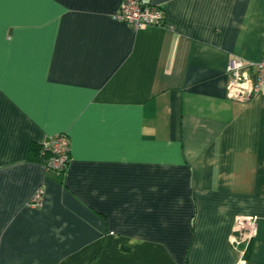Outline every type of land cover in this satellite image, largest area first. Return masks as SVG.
Listing matches in <instances>:
<instances>
[{
    "label": "crops",
    "instance_id": "crops-1",
    "mask_svg": "<svg viewBox=\"0 0 264 264\" xmlns=\"http://www.w3.org/2000/svg\"><path fill=\"white\" fill-rule=\"evenodd\" d=\"M119 1L0 0V264H236L237 216L264 264V85L225 74L262 57L264 0H148L139 29ZM57 134L62 177L35 157Z\"/></svg>",
    "mask_w": 264,
    "mask_h": 264
},
{
    "label": "built area",
    "instance_id": "built-area-1",
    "mask_svg": "<svg viewBox=\"0 0 264 264\" xmlns=\"http://www.w3.org/2000/svg\"><path fill=\"white\" fill-rule=\"evenodd\" d=\"M116 20L124 22L132 29L146 26H164L162 8L148 0H120ZM225 74L227 77L226 98L231 101L248 102L258 94L264 85V51L257 62H248L242 58L228 61ZM40 160L47 173L62 177L70 162L69 139L65 134L52 136L41 144ZM44 190L38 188L29 201L35 208L42 206ZM258 232V219L255 216H237L233 222L229 246L236 253V264H246L247 249Z\"/></svg>",
    "mask_w": 264,
    "mask_h": 264
},
{
    "label": "trees",
    "instance_id": "trees-1",
    "mask_svg": "<svg viewBox=\"0 0 264 264\" xmlns=\"http://www.w3.org/2000/svg\"><path fill=\"white\" fill-rule=\"evenodd\" d=\"M40 149H41V146H38V147L35 148V150H36L35 157H36V159L39 160V161H41V160H40V158H41V157H40Z\"/></svg>",
    "mask_w": 264,
    "mask_h": 264
}]
</instances>
